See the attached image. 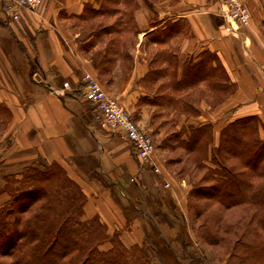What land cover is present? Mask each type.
Instances as JSON below:
<instances>
[{"label": "crops", "instance_id": "obj_1", "mask_svg": "<svg viewBox=\"0 0 264 264\" xmlns=\"http://www.w3.org/2000/svg\"><path fill=\"white\" fill-rule=\"evenodd\" d=\"M244 1L251 11L249 26L228 31L222 0H133L134 6L122 1L118 13L97 15L87 12L100 0H42L34 9L0 0V104L10 112L0 130V187L7 174L56 162L86 196L83 217L98 215L125 245L141 242L153 229L148 215L157 218L152 224L158 232L172 230L169 219L178 211L172 198L184 182L163 160L155 159L160 169L155 173L125 138L99 126L95 108L83 97L81 77L93 75L146 131L155 117L172 119L175 131L209 123L216 140L228 121L255 114L264 136L263 4ZM126 11L132 29L122 18V29L102 40L95 37L96 28L81 33L90 21ZM91 38L96 42L84 48ZM208 51L235 86L214 104L210 78L183 77L185 66ZM34 71L39 76L33 77ZM64 81L69 88L62 90ZM157 150L172 151L155 143L154 157Z\"/></svg>", "mask_w": 264, "mask_h": 264}, {"label": "trees", "instance_id": "obj_2", "mask_svg": "<svg viewBox=\"0 0 264 264\" xmlns=\"http://www.w3.org/2000/svg\"><path fill=\"white\" fill-rule=\"evenodd\" d=\"M122 1L134 6L133 0H100L99 6L87 13H118ZM120 16L126 17V27H134L129 11ZM120 16L116 24L95 31V37L121 30ZM262 21L264 24V15ZM94 41L83 47L87 49ZM112 44L111 38L107 45ZM184 72V80L210 78L213 96L234 91V83L212 52L187 64ZM181 110L192 108L182 106ZM9 118V110L0 104V130ZM258 125L255 114L236 117L220 127L212 144L209 123L189 124L172 132L174 146L160 143L184 154L170 161L184 158L195 170L204 169L191 185L186 205L193 220H199L193 230L201 246L224 250V264H264V136ZM2 180L0 264H143L136 243L125 245L119 233L110 231L98 215L83 217L86 196L58 163L42 168L26 166L21 173L7 174ZM234 213L237 217L233 220ZM188 255L193 264L202 263L196 254Z\"/></svg>", "mask_w": 264, "mask_h": 264}, {"label": "rangeland", "instance_id": "obj_3", "mask_svg": "<svg viewBox=\"0 0 264 264\" xmlns=\"http://www.w3.org/2000/svg\"><path fill=\"white\" fill-rule=\"evenodd\" d=\"M261 1L263 4V11L261 12V15L263 18L264 0ZM247 8L250 14L249 18H251V11L248 5ZM115 19H117V17ZM115 19L112 18L110 20L97 19L93 22L90 21L86 23V25L84 24L80 28L81 33L88 31L91 28H96V32H98L99 28L103 26L106 27L116 24L114 23ZM120 20L122 21L121 16H120ZM124 20L126 21L125 16H124ZM111 22L113 23L111 24ZM238 26L247 27L249 26V23L248 25H238ZM126 28H129V26ZM104 34L106 33L103 32L99 35L100 40H102V36ZM110 39L111 36L107 35L106 38L104 39V43L105 42L108 43ZM91 40L93 41L92 38ZM91 40L90 42H92ZM221 97H223V94L221 95L220 93H217L216 95H214L212 100L213 104L216 103ZM166 120L167 119L165 118L155 117V122H152V124L150 125L151 130L147 132L153 139L154 144L170 142L174 146L175 141L170 136L172 135V132H174L176 129H174L173 127L174 123L172 119L170 121L168 120L166 121ZM154 133L157 134L156 138L154 137L155 135ZM215 142L216 140H212V144H214ZM157 154L158 157H156L155 155L154 161L156 162L157 160L158 163H159L158 160H163L164 163L167 161L169 162L170 159L172 160V158L173 160H178L179 157L181 156L183 157L184 155L181 149H177V148L172 150L171 153H166V154H164V152L157 150ZM169 164L170 165L167 166L168 170L171 171V173L174 176L178 177L180 182H184L180 184L181 193L180 194L177 193V197L173 196L172 198L173 204L176 207V210L178 211L177 214L175 213L172 216V218L169 219L172 230L166 229L164 230L165 231L164 233L158 232L155 229L154 224H152L154 221H157V218L153 219L149 215L146 216L147 217L146 221L150 223L153 229L149 230L148 234H145L141 242L136 243L141 249L143 264H193L188 254H196L197 256H199L202 260L201 264H224L225 263L224 250H221L219 247L214 248L208 245L201 246L200 240L197 238V234L193 230L195 229L194 228L195 224H197L199 220L197 221H195V219L193 220L190 211L188 210L186 205L187 193L190 190L191 185H193L196 181L200 179V176L204 172V169L195 170L191 166V164H186L184 162V158L179 159V161H175V162L170 161ZM184 164H186L187 166H185ZM1 201L2 198H0V203ZM126 202L128 204H131L128 200H126ZM141 211L143 210L141 209ZM235 217H237L236 213L233 214L232 219L234 220Z\"/></svg>", "mask_w": 264, "mask_h": 264}, {"label": "built area", "instance_id": "obj_4", "mask_svg": "<svg viewBox=\"0 0 264 264\" xmlns=\"http://www.w3.org/2000/svg\"><path fill=\"white\" fill-rule=\"evenodd\" d=\"M9 1L14 6L29 9L36 8L42 2V0ZM222 6L223 15L229 23L228 31H234L235 26L238 25H248L250 14L244 0H222ZM32 76H39L38 71H34ZM81 81L83 97L95 108V116L99 126L125 138L131 144L140 163L149 166L155 173H159V166L154 161L155 144L149 133L133 119L129 111L93 75L84 72ZM68 88L69 83L64 81L61 89ZM61 89L54 90V92L60 94L62 93ZM164 184L167 185L166 182Z\"/></svg>", "mask_w": 264, "mask_h": 264}]
</instances>
